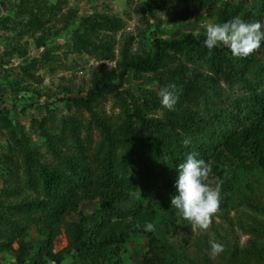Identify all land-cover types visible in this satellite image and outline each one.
Here are the masks:
<instances>
[{
  "label": "trees",
  "instance_id": "obj_1",
  "mask_svg": "<svg viewBox=\"0 0 264 264\" xmlns=\"http://www.w3.org/2000/svg\"><path fill=\"white\" fill-rule=\"evenodd\" d=\"M246 1L224 0L218 22L235 17L261 22L264 0H254L258 9ZM61 6L59 0H0V30L11 33L5 37L0 71L28 73L27 64L7 67L19 51L21 37L31 36L35 46H45L49 35L68 31L75 23L73 50L94 48L97 58L110 56L114 42L110 35L122 26L120 18L92 12L76 21L78 11L72 8L59 20ZM139 11L149 28L154 25L147 37L148 48L132 52L133 37L128 36L119 48L115 68L102 63L92 70L84 95L56 98L66 107L84 108L90 120L83 123L74 115H61L57 126L48 108V116L32 118L31 127L49 161L32 147L23 127L17 135L12 120L21 106L23 112L26 107L47 104L20 95L25 88L20 79L11 104L2 107L0 102L11 141L9 153L0 157V253L11 252L16 264H62L71 257L80 264H216L208 258L200 263L185 258L164 235L169 225L163 223L172 225L175 218L171 197L178 194V166L189 153H196L197 159L211 166L208 183L230 180L220 194V215L230 228L214 221L211 225L225 248L220 264H264V43L253 55L236 59L222 45L209 51L204 46L206 32L165 35L154 23L153 5ZM56 21L62 25L55 31L44 30ZM106 30L112 34H105ZM130 71L133 79L155 83L157 89L141 87L138 94L124 91ZM169 84L176 85L179 96L172 111L161 105L159 97L160 89ZM32 94L40 93L33 89ZM107 95L119 109L115 118L93 109ZM92 128L97 133L95 141ZM185 139L190 140L187 146ZM157 189L164 195L158 197ZM87 203L90 209L82 207ZM241 204L251 212L240 211ZM229 209L236 211L235 221L227 214ZM233 221L248 234L242 245ZM145 222H152L154 230L145 231ZM183 230L186 242L191 230L185 222ZM62 232L67 244L55 252L54 241ZM135 237L142 238L146 251L132 260ZM197 237L198 250L204 253L209 239L200 232Z\"/></svg>",
  "mask_w": 264,
  "mask_h": 264
},
{
  "label": "rangeland",
  "instance_id": "obj_2",
  "mask_svg": "<svg viewBox=\"0 0 264 264\" xmlns=\"http://www.w3.org/2000/svg\"><path fill=\"white\" fill-rule=\"evenodd\" d=\"M32 1L39 2L40 0ZM47 1L54 2L56 0ZM228 1L233 3L235 0ZM59 2L62 5L57 13L59 20L64 17L69 9L77 8L76 11L78 12L76 14V21H78L77 18L79 19L82 16L96 12L119 17L122 26L118 28L113 35H110L113 36L114 42L112 52L106 59L97 58L95 56L96 51L94 48L82 52H76L73 50L72 30L77 25L75 23L68 31L61 30L55 35H49L46 39L45 46H35V38H32L31 36L27 35L21 37L17 42L19 51L21 52L18 53V51L13 53V56L7 63V67L14 68L27 64L30 66L28 73L23 74L22 70L19 69L9 70V73L0 71V102L3 101L4 103L2 107H5L6 104H11L12 96L15 94V90L20 84L19 79L22 85L25 86L24 89L20 90V95L23 94L27 99L31 97V99H34L39 103L44 105L47 104V107L37 105L26 107L23 112L20 110L21 106L12 115V120L14 121L13 128L17 135L20 137L21 128L23 127L24 132L31 139L32 147L38 149V153H40L41 158L44 161H49L50 157L46 153L44 144H42L41 140L36 136L34 128L31 127L32 118L39 119V117L48 116L49 113L46 109L48 108L52 109V114L55 120L54 122L57 126L59 124L57 121L61 115H74L77 119L83 121V123L90 120V113L84 108L75 109L73 105L66 107L62 102L57 101L56 98L62 96L73 97L84 95L90 85L92 70L98 68L102 63L106 64L108 68H115L116 60L119 57V48L127 41L128 36L133 37L130 42V50L132 52H140L141 49L148 48L147 37L150 33L149 31L154 25L152 24L149 28L147 23L143 21L139 10H146L149 5H153L154 16L156 17V20L154 21L155 25H158L165 35L179 36L183 31L206 32L207 24L219 23L218 8L223 5L224 0H187L186 2L180 0H59ZM246 4H253V7L258 9V6L254 4V0H247ZM261 23H264V12H262ZM49 24H47L44 30L52 28V31H55L60 25H62L61 21L54 22V25ZM102 32L104 33V31L100 32V37ZM7 34L8 36L11 35L10 32L0 30V58H4L5 55L3 52L5 49L4 45L8 42L5 40ZM105 34H112V31L106 30ZM92 40L93 42L98 41L93 37ZM107 40H109V37H107ZM107 40L104 39V43H106ZM141 87L157 89L155 83L136 81L132 77V71H130L123 86L124 91L130 90L133 94H138ZM33 89L39 91L40 94H32ZM124 95H126V93ZM52 101L53 104H49ZM93 109L101 115L114 118L119 111L114 99L109 95L101 98L98 104L93 106ZM5 113V111L0 110V157H2L3 153H9L10 149L7 146L8 144L11 145V141L9 142L10 129H8V126H5L3 123ZM84 132V129L81 127V136ZM91 135L92 139L95 141L97 139V133L93 128L91 130ZM12 154L14 155V158L16 156L15 160L20 164L21 159L17 156V152L13 150ZM11 166L13 167V165ZM14 168L15 167H13V170ZM17 170L18 173H22L21 166H18ZM229 183L230 180L220 184H209L213 188L219 186L220 194H222ZM11 184L13 183L11 182L10 185ZM1 185L2 182L0 180V187ZM154 192L158 197L164 195L163 192L158 189ZM89 204L90 203H87L82 207L84 209H90ZM239 210H247L251 212V209L246 208L243 204L240 205ZM227 214L229 217L233 218L234 221L236 220L235 215L237 213L235 210L229 209ZM213 221L223 228H230L228 221L220 215V210L213 218ZM183 222H185L191 230L190 236L187 238L186 242L183 241V237L186 235L183 230ZM234 223V231L238 236V243L239 245H242L247 239L248 234L243 232L236 222ZM165 225H169V228L164 231L166 242H168L169 245H172L177 253H180L185 258L198 263L202 262L205 258L212 260L216 264L221 263V255L215 257L210 255V244L204 253L199 251L197 247L199 245L197 237L199 232L202 236H206L209 241L218 242L219 238L214 235L211 227L207 231L194 229L187 220L183 219L182 215L178 214L177 210L173 224L171 225L165 222V224L163 223V226ZM218 228L220 232L223 233V229L220 227ZM161 229L163 230V227H161ZM66 244V236L62 232L54 241L53 251L56 252L62 249ZM12 246L13 248L17 247L16 243H13ZM131 247L132 260L134 255L146 251V247L144 246L141 237L133 238ZM0 264H16L13 254L11 252L0 253ZM62 264H80V262L71 257L67 258Z\"/></svg>",
  "mask_w": 264,
  "mask_h": 264
},
{
  "label": "clouds",
  "instance_id": "obj_3",
  "mask_svg": "<svg viewBox=\"0 0 264 264\" xmlns=\"http://www.w3.org/2000/svg\"><path fill=\"white\" fill-rule=\"evenodd\" d=\"M264 43V24L259 21L247 22L240 17H235L223 23H209L206 27L204 46L212 49L225 46L230 49L231 55L236 59H246L257 52ZM160 103L169 111L174 110L179 101L176 94V85L169 84L159 91ZM184 145L190 144L185 139ZM196 153H189L186 161L178 166L176 188L178 194L171 197V205L183 219L187 220L194 229L207 231L213 218L221 207L219 186L213 188L207 181L212 172L211 166L203 159H197ZM136 228L140 224L135 225ZM155 228L152 222H145L144 230L151 232ZM210 255H220L224 245L219 242L209 241Z\"/></svg>",
  "mask_w": 264,
  "mask_h": 264
}]
</instances>
